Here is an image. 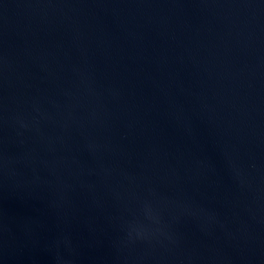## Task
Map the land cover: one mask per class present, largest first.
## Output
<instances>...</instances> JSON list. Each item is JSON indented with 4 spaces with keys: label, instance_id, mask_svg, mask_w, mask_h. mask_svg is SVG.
Instances as JSON below:
<instances>
[{
    "label": "water",
    "instance_id": "obj_1",
    "mask_svg": "<svg viewBox=\"0 0 264 264\" xmlns=\"http://www.w3.org/2000/svg\"><path fill=\"white\" fill-rule=\"evenodd\" d=\"M0 264H264V0H0Z\"/></svg>",
    "mask_w": 264,
    "mask_h": 264
}]
</instances>
